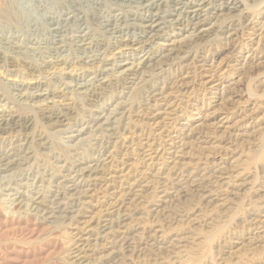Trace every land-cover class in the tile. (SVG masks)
Returning <instances> with one entry per match:
<instances>
[{
  "label": "rangeland",
  "instance_id": "rangeland-1",
  "mask_svg": "<svg viewBox=\"0 0 264 264\" xmlns=\"http://www.w3.org/2000/svg\"><path fill=\"white\" fill-rule=\"evenodd\" d=\"M79 1L77 10L83 14H78L77 17L72 15V13H66V10H59V8H56V6L65 5L67 3L66 0H19V2H21L18 5L20 11L19 18H15L16 21L12 20L9 22L3 18V14L4 11L7 10L11 0H0V92L4 94L8 100L10 99L9 102L5 101V103H7L5 106H7L8 109H12V112H10L14 114L15 117H28L31 123L33 122L30 129L35 127V130L33 129L35 132L42 133L44 137H50L47 146H45L43 150L41 148L35 149L36 155L32 159L34 160L33 163L32 160H29L28 164L23 166L22 171L14 178L11 174V176L6 177L4 181L0 179V182L5 183L12 179L18 182V180L22 178L21 182L27 185L24 187V190L28 195L33 192V188L30 187V183L35 181L33 179H38L40 176L44 178V175L52 173L59 163L60 165L63 164L61 161H69V155L72 154V150L75 147L79 153L83 154V151L77 146L69 148L72 147L74 143L76 144L77 140L67 143L65 138H63L64 136H59L57 138V134L51 135L53 131L51 132V128L46 126L45 120L40 117L35 109L19 105L16 100L11 97L17 93L15 88H18L21 84H26V86L32 85L36 80H39L43 81L42 83L48 90L56 91L60 89L58 87H60L62 83H67L68 81L74 82L73 77L76 76L81 77L79 81L80 84H87L92 81V77L102 68L99 64V60L95 59H102L104 57L102 54V50H104L103 45L112 42L111 35H108L105 30H112L113 25H116L124 34L129 33L132 40L137 37L140 39L147 35L141 34L142 21L140 19H135L133 15L129 16L126 12L124 14L127 18L129 17L127 20L125 19L126 17H124V20L121 16L119 17L120 10H123V12L126 10L128 11L129 5L131 8L129 11L133 13L140 15L144 14L146 15L145 17L148 18L149 15L158 14L161 18H164L163 22L165 23L161 24L160 28L162 31L164 30V35L169 36V38H181L185 34H189L191 32L190 29H192V24L198 22V19L190 20V18L184 16L185 14H180L183 12V7L181 5H177L179 9L177 10L178 12H175V14L179 13L180 15L178 21V15L175 17H165L167 11L170 9L172 11L173 8H176L175 4H168L166 7L162 4L161 7L155 0H148L149 2L155 1L153 2L154 6L148 9L145 8V11H138L136 8L139 6L132 3L129 4L128 0ZM186 1L199 3L201 0H183L182 2ZM206 1L210 2L212 0ZM233 1L234 0L226 4L227 8L226 6L220 7L221 2L218 0L212 1V3H214V9H211L208 5L206 6L208 10L202 13V17H200L199 20L205 21L207 27H212L213 25V29L210 30L211 32H209L201 42L194 41L196 42L195 45L187 44V46H182V53L186 52L187 58L183 60L173 58L174 60H172V57H175L172 56L168 58V60H164L168 65L163 68L162 73L154 78H157L156 80L153 79V81H151V86L156 85L157 87H161L162 85L167 86L168 84L175 86L174 83L184 79L183 76L188 75L186 80H184L185 82H189L186 90L182 91L180 94L174 95L176 103L178 102V104H176L177 115H180V117L174 122V131L170 130L171 138L164 136V138L160 139L158 142L160 146L164 147L167 145L169 139L173 140V137L179 135L181 128L184 127L189 129L192 128L193 125L196 126L200 124L199 122H202L205 115L211 112L213 108L211 107V101L214 98L212 93H214V91L207 88L203 90L202 87L197 86V84L200 81L208 80V77L212 76L211 74L219 75V73L223 71L221 72L224 78L223 84L229 83L231 87L234 88V91L236 89L238 91L236 90L233 104L225 103L219 107V111L222 110L221 113H226L224 120L226 123H221L223 128H218V132H216L215 129H206L203 133L204 136L202 135V137L205 138L201 146L202 149L194 151L193 154L196 158H199L202 154L215 156L219 151L212 149V141L219 136H221V138L224 137L223 139L227 138L229 141L234 138L231 141L230 147L232 153H227L226 156H224V154H218L217 156L219 157L216 161L208 159L207 164L212 162L209 167V169H211L212 167L218 166L217 162L220 163L223 161L220 163L221 167H224L230 174H232V172L228 166L232 164L229 167H232L231 170H234V175L237 174L241 178H246L243 186L240 187L238 191L234 190V192H236L235 196L229 197V201L224 208L209 203V200L201 199L199 195L196 194H192L181 200L162 204L158 208H151L153 199L150 201L151 194H147L146 200H148V205H141V208L138 207V211L135 212L132 210L129 212V214L133 213L129 215L131 217L130 220H132L129 228L131 231L129 230V235L127 236L131 239L129 248H123L120 251L112 249L115 251L113 254L108 253L112 251L111 249L105 248L102 252H94L91 257L85 259L86 261L81 260L80 263L75 262L72 264H84V262H86L85 264H90L93 260L104 254H111L106 259V263L108 262L107 264H264L263 244L262 246L257 243L249 245L244 242L240 245V248L239 246L236 247L238 250L233 249L234 251H229L231 254H229V252L225 254L228 248L236 243V240L237 242H243L238 238H240L242 234H245V226L249 221L248 212L260 206H264V189H262V187H264V124L258 128H254L255 130H253L255 132L252 131L248 133L251 134L250 137L242 138L240 136H235V134L244 135L242 131L244 132L246 129L233 130V126L240 122L244 116L252 113V110L256 111V117H261L262 115V117H264V69L262 70V68H264V57L256 61V66L254 65L252 67H249L244 59L246 56L252 58V49L257 48L258 39L254 38V41L249 42V38L252 37L251 34H253V30H255V34H260V32H262L264 23V0ZM249 3L252 5L250 6ZM145 5L146 4H144V6ZM233 7H237L236 11L232 10L231 12V10H227ZM110 16H118L117 18L120 22L115 23L113 20L112 23L104 26V22ZM140 17L143 18L144 16ZM170 18L175 21L170 23L173 21ZM110 19L111 18H109V20ZM165 19L168 21H165ZM122 22H124V24L127 22L128 24L126 23V25L128 27L126 28ZM104 27L106 29H104ZM249 28L253 30L251 31ZM81 32L88 33L91 36L93 47L87 45L88 42H85L84 45L77 43L78 39H76V37H78ZM231 33L233 35L231 39H228L227 37L231 35ZM74 42L77 44L76 46ZM130 45H128V48H131ZM129 52L130 51H126V53ZM178 56L181 57L183 54ZM90 59H94L93 63L91 62L90 65L76 68V62L88 63ZM202 59L207 62L209 67H203L201 65L200 61ZM49 60H61L67 62L68 65L59 66V68L51 70V72L53 71L58 74H56V76L54 75V77H46L47 75L45 74L41 76L37 73L36 68L42 66L41 64H43V61L49 62ZM189 60L190 62H188ZM107 63H110V61ZM121 63V59H117L116 66H114L115 70L119 71L121 67H123L120 66ZM29 67L32 68V72H35L34 74L31 73ZM202 68H204L206 72H203L201 70ZM210 72L212 73L210 74ZM43 77H46V79ZM140 78H142L141 74L136 76L135 79L133 78V80H127L129 83L125 85V90L124 86L113 91L108 89L107 92H104L97 98L98 100L96 99L93 102L85 101L78 91L75 93L71 92V90L64 91L60 99H57L58 102L68 105V112H65V114L69 115L66 116L65 122H63L62 125L77 122L80 124L87 123L94 107L106 105V108L111 110L115 105L113 102L115 97L120 96V93H124L125 91L130 92L128 97L129 100L126 98V100L130 101L128 105L133 103L131 104L132 107L136 108L138 106L136 103L139 104L142 101L141 96L143 88L140 87L141 82L136 86ZM221 91L222 87L216 89L217 94L221 93ZM247 95L249 97H247ZM5 103H2L0 106ZM232 105L234 106L232 107ZM214 109H216V107H214ZM234 109L240 110L231 114ZM130 110L132 109L130 108ZM141 111L142 109H134L131 116V120H136L132 122L133 126L136 125L138 129L134 131L135 134L130 135L133 138L131 139L132 143L130 146H134L136 149L141 148L139 147L141 140H148V143L152 142L153 144L159 139V136L155 133V128L148 127L146 123L144 124L145 120L137 122L138 118L135 117V114L138 113V115H140ZM219 116L221 115L219 114ZM221 118H223V116ZM67 127L68 126L59 127V129L63 128V130L66 131ZM226 127L229 129L230 133L225 134V137L223 135L224 133L222 134L221 132H225L224 130ZM233 131L238 133H234ZM27 132H29V129ZM257 132L258 134H256ZM211 133H213L212 136ZM4 136L5 134H1L0 132V140L3 139ZM86 136L87 135H84L82 138ZM236 139L237 141H234ZM139 158L138 156H126L122 161H125L124 163L129 165V171H136L141 168L140 166L136 167L139 165ZM220 158L222 160L219 162ZM118 160H121V156ZM130 161L132 162L131 164ZM197 168L198 170L196 172L193 171V176L196 178L202 174L200 170L203 168V165ZM9 173H1L0 176L3 177ZM20 175L22 176L20 177ZM37 187H40V185L38 184ZM222 189L225 191L223 187L217 188L214 186L210 188L209 191H212L211 193L213 194H218ZM257 193L259 195H256ZM1 199H3V197H0V200ZM101 206L103 207V204L98 208H96V206L86 212V215L91 216V218L93 216L92 225H94L99 219L98 217L102 215L103 209ZM96 209L99 210L97 211ZM23 211L21 205L10 207L7 203L0 202V264H71L73 261H71L73 237L71 235L70 222L63 219L59 222L51 221L49 223L42 222L44 224H39L33 220V217L27 216L26 212ZM90 212L92 213L89 214ZM156 230V235L161 236L164 241L167 240V243L162 245L161 249L152 251L148 249L146 242L150 241V238ZM174 236H177L178 239H182V243L176 245V248L175 245L168 246L169 241L173 240ZM139 245H141V248Z\"/></svg>",
  "mask_w": 264,
  "mask_h": 264
},
{
  "label": "bare ground",
  "instance_id": "bare-ground-1",
  "mask_svg": "<svg viewBox=\"0 0 264 264\" xmlns=\"http://www.w3.org/2000/svg\"><path fill=\"white\" fill-rule=\"evenodd\" d=\"M128 1L129 4L132 3L136 6H139L137 8L135 7L138 11H145V8H152L154 6L153 2L155 1H157L161 7L162 4H164L165 7L168 6V4H175L176 8H173L172 11L171 9L167 11L165 13V17H175L178 15L177 21L179 20L180 15L179 13L175 14V12H178L177 10L179 9L177 5H181L183 7V10H181L183 12L180 14H185L184 16L190 18V20L198 19V22H194V24H192V29H190L191 32L189 34L187 33L181 38H169V36L164 35V30L162 31L160 28V25L165 23L163 22L164 18H161L158 14L149 15L148 18L145 17L146 15L144 14L140 15L133 13L132 11H129V9L131 10L129 5L128 11L126 10L123 12V10H120L119 17L121 16L124 20V17H126L124 13L126 12L127 15H133L135 19H140L142 21V25L140 23L142 26L141 34L147 35L140 39L137 37L136 39L132 40L129 33L124 34L121 29L112 24V30H105L108 35H111L112 42L103 45L104 50H102V54L104 57L102 59H95L99 60V64L102 66V68L95 76L92 77V81L88 82L87 84H80L79 81L81 80V77L76 76L73 77L74 82H64L60 87H58L60 89L54 91L48 90L47 87H45V85L42 83L43 81L36 80V82L32 85H19L18 88H15V91L17 92L15 93L16 95L11 96L19 105L30 107V109H35L40 117L45 120L46 126L51 128V132L53 131L51 135L57 134V138L59 136H64L63 138H65L67 143L77 140V143H74V145L69 148H74L77 146L81 148V151H83V154H81L75 147L72 150V154L69 155V161L63 160L61 161L63 164L60 165L59 163L57 166L55 165L56 167L54 166L55 169L52 171V173L44 175L46 178H42L40 176L38 179H33L35 181L30 183V187L33 188V192H31L32 194L30 195H28L24 190V187L27 185L21 182L22 178L18 180V182L14 181L13 179L8 180L5 183L0 182V197H3L0 202H5L10 207L21 205L22 211L24 210L23 212H26L27 216L33 217V220L36 223H49L51 221L59 222L63 219L67 222H70V230L72 231L71 235L73 237L71 250V261H73L71 264L75 262L80 263L81 260L91 257L94 252H102V250H105V248L111 250L116 249L117 251H120L123 248H129L131 245V239H129L127 236L129 235V228L132 222L129 215L133 214H129V212L132 210L136 212L139 210L138 207L141 208V205H148V200H146L147 194H151V198L149 199L150 201L153 199V202H151V208H158L162 204L181 200L189 197L192 194L199 195L201 199L209 200V203H213L218 207L220 206V208H224L229 201V197L235 196L236 192H234V190L238 191V189L242 187L246 181V178H241L237 174L234 175V170H231L232 167H229L232 164L228 166L232 174H230L224 167H221L220 163L223 162L221 161V158L219 159V162H221H217L218 166L216 167L209 169L212 162L207 164L208 159H213L216 161L219 157L217 156L218 154H224V156H226L227 153H232L230 147L231 141L234 138L230 139L231 141H229L227 138L223 139V136V138L219 136L214 141H212V149L219 151V153L215 156L210 154H202V157L200 156L201 158H196L193 154L194 151L202 149L201 146L205 139L202 137L204 131L206 129H215L216 132H218L217 129L222 127L221 123L225 122L224 120L226 113H221L222 110L220 109L221 111H219V107L222 104H233L234 102L233 99L236 96L237 89L234 91V88H232L229 83L223 84L224 78L223 73H221L223 71H221V74L219 73V75H213L211 74L212 72H210L212 76L208 77V80L202 82L200 81L197 84V86L202 87L203 90L207 88L211 91H214V93H212L214 98L211 101V107L213 108L210 113L205 115V118L203 117L204 119L202 122H199L200 124L196 126L193 125V127L189 129L184 127L181 128L179 135L177 137H173V140L169 139L167 145L164 147L160 146L158 143L160 139L164 138V136H171L170 130H173L174 122H176L180 117V115H177L178 112L176 111V104H178V102L176 103L174 95L180 94L182 91L186 90L189 82L184 81L188 75L183 76L184 79L174 83L175 86L171 84H168L167 86L162 85L161 87H157L156 85L151 86V81H153L155 77L162 73L163 68L168 65V63L166 64L164 60H168V58H171L172 56H175L172 57V60H174L173 58H178L177 60H183L184 58H187L186 52L182 53V46H187V44L195 45L196 42L194 41L201 42L204 37L209 32H211L210 30L213 29V25L212 27H207L205 21L199 20V18L202 17V13L207 12V5L208 7L210 6L211 9L215 8L214 3H212V1L215 0L210 2L201 0L199 3H192L188 1L182 2L183 0H155L152 2H149L148 0ZM218 1L221 2L220 7H225L227 3L232 2V0ZM66 2L67 3L65 5L56 6V8H59V10H66V13H72V15L77 17L78 14H83L77 10V4L80 2L79 0H66ZM20 3L21 2H19V0H11L7 10L4 11L3 18L9 22L15 20V18L18 19L20 15L18 5ZM144 4L146 5L144 6ZM251 5L252 4H250V6ZM236 9L237 7H233L232 9L228 8L227 10H231L232 12V10L236 11ZM140 16L144 17L141 18ZM117 17L118 16H110L109 18L111 19L109 20L108 18L104 22L105 25H103L106 26L109 23H112L113 20L115 23L120 22ZM128 18L126 17L125 19L127 20ZM166 20L167 19H165V21ZM174 21L175 20L171 21L170 23ZM126 23L124 24V22H122V24H124L127 28L128 26ZM104 29L106 28L104 27ZM252 30L253 29H251V31ZM232 33L227 37L228 39H231V36L233 35ZM251 35L252 37L249 38V42L254 41V38L258 40L257 48L252 49V58H249L250 56H246L244 58L249 67L254 66L256 61H259L260 58L264 57V23L262 26V32H260V34H255V30H253V34ZM76 39H78V42L76 41L77 43L84 45L85 42H88L87 45L93 47L91 36L88 33L81 32L80 35L76 37ZM76 45L77 44L75 43V46ZM128 45H130L131 48H128ZM126 51L130 52L126 53ZM180 54H183V56L179 57L178 55ZM117 59H121L123 63H121L122 65L120 64V66L123 67H121L119 71L115 70L114 68V66H116ZM93 61L94 59L88 60V63H82L80 61L76 62V68L90 65V63H93ZM109 61L110 63H107ZM188 62H190V60ZM200 63L203 67H209L204 59H202ZM41 65L42 66L37 68L35 67L37 69V73H39L41 76L42 74H45L47 75L46 77H54V75L56 76L57 73L53 71L51 72V70L68 64L67 62L61 60H49V62L43 61V64ZM263 69L264 68H262V70ZM29 70L31 73H35L32 72V68L30 67ZM201 70L206 72L204 68ZM140 74L142 78L138 79L140 81H138L137 84H134L137 86L141 82L140 87L143 88L141 96L142 101L139 104L136 103V105H138L136 108L132 107L131 104L133 103L128 105V102H130L128 101L130 92L125 91L124 93H120V96L115 97L113 100L115 105H112L113 108L111 110L107 109L106 105H102L103 107H94V110L90 113L91 115L87 123L80 124L77 122L62 125L63 122H65L66 116L69 115L65 114V112H68V105L58 102L57 99H60L64 91L71 90V92L74 93L78 91L85 101L93 102L104 92H107L108 89L113 91L124 86L125 90V85L129 83L127 80H133V78L135 79V77ZM46 77L43 78L46 79ZM219 87H222V91L221 93L217 94L216 89ZM248 95L247 97H249ZM126 98L128 100H126ZM5 101L9 102L10 99L8 100V98L0 92V105L5 103ZM5 105H7V103L0 106V132L1 134H5L3 139L0 140V174L10 173L3 177L0 176L2 181H4L6 177L11 176V174L13 178L19 174L23 169L22 167L26 166L29 160H32L36 155L35 149L41 148L43 150L44 147L47 146L48 140L50 138L44 137L42 133L35 132V127L30 129L33 122L31 123L28 117H15V115L11 113L12 109H8V107ZM233 106L234 105H232V107ZM214 107H216V109H214ZM130 108L132 110H130ZM134 109H142L140 115H138V113L135 114V117L138 118L137 122L140 120H145L144 124L146 123L148 127L155 128V133H157V136H159V139L153 144L152 142L148 143V140H141V143L139 144V147L141 148L139 149L134 148V146H130L132 143L131 139H133L130 135L135 134L134 131L138 129V127L136 125L133 126L132 123L136 120H131V116L133 114L132 111ZM238 110L240 109H234L232 112L230 110L229 111L232 114ZM219 114L221 116H219ZM222 116L223 118H221ZM262 116L256 117V111L252 110V113L244 116L240 122L233 126V130L246 129L244 132L242 131L244 135L235 134V136H240L242 138L250 137L251 134L248 133H251L255 130L254 128H258L264 124V117ZM64 126H68L66 131L63 130V128L59 129V127ZM28 129L29 132H27ZM224 131L225 132H221L220 130L222 134L224 133V136L225 134L230 133L227 127ZM212 134L213 133H211V136ZM256 134H258V132ZM84 135L87 136L82 138ZM51 140L53 141L52 138ZM234 141H237V139ZM120 156L121 160H118L120 159ZM126 156L140 157L139 160L137 159L139 165L136 167L140 166L141 168L137 169L136 171H129V165L124 163L125 161H122ZM33 162L34 160H32V163ZM131 163L132 162L130 161V164ZM200 165H203V168L200 170L202 174L196 178L193 176V171L196 172L198 170L197 167ZM21 176L22 175H20V177ZM38 184L40 187H37ZM214 186L217 188L223 187L225 191L222 189L218 194H213L211 193L212 191H209V189ZM262 189H264V187H262ZM256 195L259 194L257 193ZM101 204H103V207L101 206L103 209H101L102 215L98 217L99 219L97 222L92 225L91 222L93 221V216L91 218V216L86 215V212L90 211L96 206V208H98ZM257 209L250 210L248 212L249 221L247 220L248 222L245 226V234H242L241 237L238 238L243 242H237L236 240V243H234L232 247H229L225 254H227L229 251L231 252V250L234 251L233 249L238 250L236 247L239 246L240 248V245L244 242L249 245H253L254 243L260 244L261 246L262 244L264 245V206H260ZM91 213L92 212L89 214ZM156 234L157 230L154 231L150 241L146 242L148 249L152 251H156L155 249H161L162 245L167 243V240L164 241L161 236H157ZM181 243L182 239H178L177 236H174L173 240L169 241L168 246L175 245L176 248V245ZM140 246L141 245H139V247ZM114 252L115 251L112 250L108 253L113 254ZM230 252L229 254H231ZM111 254H104L102 256L100 255L99 258L93 260L90 264H107L108 262L106 263V259ZM85 263L86 262H84V264Z\"/></svg>",
  "mask_w": 264,
  "mask_h": 264
}]
</instances>
